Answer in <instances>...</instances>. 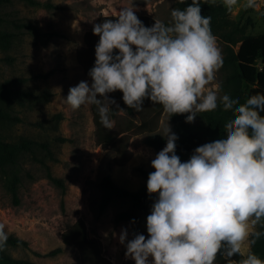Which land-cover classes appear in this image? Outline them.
Instances as JSON below:
<instances>
[{"label": "rangeland", "instance_id": "obj_1", "mask_svg": "<svg viewBox=\"0 0 264 264\" xmlns=\"http://www.w3.org/2000/svg\"><path fill=\"white\" fill-rule=\"evenodd\" d=\"M9 1L0 4V33L13 35L7 50L0 47V85L35 93L46 89L53 96L47 104L25 107L18 106L12 98L7 111L19 122L0 123L2 143L17 144L26 139L47 147L43 150L33 145L31 152H20L14 165L5 163L0 152V223L5 225L8 236L25 242V246L18 248L5 247L3 252L13 259L34 264H81L78 250L65 246L61 235L75 222L82 221L87 238L99 244L103 258L111 264H134L126 255V244L134 238V227L147 239L146 220L141 219L137 224H115V214L128 207L126 202L119 200H113L104 213L98 215V184L102 177L109 176L117 186L137 191L143 183L138 170L154 171L151 161L157 153L143 143L147 135L130 132L133 124L149 117V105L144 100L143 110L128 116L118 111L124 108L116 101L115 92L108 94L115 101L110 105L111 118L115 120L111 130L129 133V154L118 157L114 151L103 150L96 144L91 104L74 110L63 100L69 89L81 81L91 86V78L86 76L81 65L83 61L87 68H92L95 63V49L91 54L86 51V33L92 32L95 24L117 18L118 11L130 0H32L58 7L51 10L31 6L28 0ZM177 2L134 0V7L138 17L170 24L171 10L177 8ZM214 3L226 11L214 33L223 56L230 33H234L232 38L237 40L241 34L255 36L264 32V0H237L231 9L225 6L224 0ZM98 40L99 37L92 34L88 42L97 44ZM47 73H51L47 79L37 78ZM233 74L234 69L223 63L216 72L215 81L208 87L215 90L216 85L221 84V94L229 91L233 96L239 88L243 99L247 87L235 83ZM20 80L24 82H17ZM223 102L221 99L219 106L208 112L222 110ZM95 107L98 109L97 105ZM57 114L61 115L60 120L55 118ZM196 115L191 124L204 128L206 125L199 112ZM167 122L174 132L169 113L163 111L155 131L163 138ZM63 139L68 141L61 142ZM48 173L60 179L63 188L53 185L46 178ZM15 179L17 190L13 197L9 184ZM253 219L249 220L250 233L260 225V221L252 223ZM122 229L128 233L123 244L119 241ZM58 247L63 250L61 254L46 256ZM249 251V242L245 241L240 253L247 256Z\"/></svg>", "mask_w": 264, "mask_h": 264}, {"label": "clouds", "instance_id": "obj_2", "mask_svg": "<svg viewBox=\"0 0 264 264\" xmlns=\"http://www.w3.org/2000/svg\"><path fill=\"white\" fill-rule=\"evenodd\" d=\"M236 3L224 0L228 9ZM171 17L170 24L155 20L145 27L130 0L117 18L95 24L93 34L99 40L88 73L91 86L81 81L63 100L74 110L97 105L100 122L108 129L115 126L110 107L115 101L108 97L115 91L137 112L147 97L170 116L188 113V123L197 112L217 108L221 99L225 107L235 106L238 114L227 120V133L200 143L185 162L175 153L178 136L167 122L166 146L151 161L154 171L146 185L147 192L156 195L146 218L148 237L137 234L126 244V255L134 264H214L221 250L231 258L245 241L251 246L264 235L249 231L250 218L252 223L264 218V93L240 104L239 95L221 94V84L215 90L208 87L224 56L200 0L172 9ZM127 235L122 229L121 244ZM7 239L0 223V250ZM229 264L264 260L249 251L246 258Z\"/></svg>", "mask_w": 264, "mask_h": 264}, {"label": "trees", "instance_id": "obj_3", "mask_svg": "<svg viewBox=\"0 0 264 264\" xmlns=\"http://www.w3.org/2000/svg\"><path fill=\"white\" fill-rule=\"evenodd\" d=\"M9 0H0V4L9 3ZM29 5L34 7H42L48 10L57 9L53 5H42L32 0L27 1ZM191 3V0H178L176 6L179 9L186 8ZM202 14L210 16L211 29L213 34L218 29V22L225 16V9L218 3L206 2L200 0ZM145 27H151L154 21L147 17H138ZM0 18V22H1ZM17 25L16 27H21ZM23 27V26H22ZM93 34V30L90 33H86V51L95 49V41L88 42L89 37ZM230 33L226 37V45L224 46V64L231 66L234 69L232 79L238 85L244 84L247 89L244 93L243 99L237 103L243 104L246 100L256 93H264V32L259 35L250 36L243 35L234 40ZM13 35L10 33H0V47L7 50L11 46ZM117 54L116 50L113 53ZM81 65L85 70L86 76L91 69L85 66V63L81 61ZM51 73L44 75H38L37 78L47 79ZM17 82H24L22 80ZM237 95L240 96L239 88H237ZM116 101L124 108L126 115H135V110L129 108L124 104L122 99V93L115 91ZM53 94L44 89L38 92H32L27 89L21 88H7L5 85H0V123L5 122H19V119L12 117L7 108L12 98H14L20 107H25L30 104L44 105L50 102ZM149 105V117L141 119L138 124H133L130 128V132L134 134H146L147 136L143 140V143L151 148L155 153H159L166 146V139L155 133L157 130L159 119L164 111L163 106L152 102L149 98L144 99ZM9 109V108H8ZM91 110L93 114V121L95 126L96 144L103 150H112L118 156H124L129 154L127 150V143L129 140V133L119 132L115 133L111 129L105 128L100 122V116L97 107L91 104ZM238 113L235 111V106L225 107L222 103V110L217 112H199L200 119L205 123V127H195L191 123L186 122L187 113L177 114L170 116V121L174 130V133L178 136L176 141L175 153L180 157L182 162L190 159L194 150L200 143L209 138H214L218 135L227 133V120L231 119ZM264 115V113H261ZM58 120L61 119V115H55ZM68 140L63 139L61 142ZM35 145L43 150H47L44 144H39L34 141L23 139L17 144L2 143L0 141V152L5 163L15 164V157L22 151L31 152L32 146ZM116 156V157H117ZM119 164V163H118ZM121 165V164H119ZM143 183L137 191H129L127 189L117 186L109 176H104L100 179L98 184L99 189V202L97 204V214L101 215L108 208L113 200H119L126 202L128 207L125 210L119 211L114 216V223H128L132 222L137 224L141 219L146 220L147 216L151 213V208L156 200L155 194H149L147 192V179L151 172L148 170H138ZM46 178L56 187L63 188L62 181L54 178L50 173ZM17 179L13 180L9 184V191L13 197H16ZM264 232V218H261L259 228L256 230ZM255 232V231H254ZM138 234V229L133 228V235ZM252 236L250 237V240ZM62 243L65 246L76 248L80 255L81 264H111L100 253L99 244L96 241H91L87 238L85 227L82 221L75 222L69 229H67L61 235ZM25 246V242L12 235L8 236L7 241L3 245L5 247L18 248ZM62 248L58 247L46 256L54 257L62 253ZM250 251L255 253L260 259L264 260V235H262L254 245L250 246ZM246 258L241 253L229 258L223 254V250L217 254L214 264H229L231 261L239 262ZM0 264H34L26 260H16L6 255L3 250H0Z\"/></svg>", "mask_w": 264, "mask_h": 264}]
</instances>
